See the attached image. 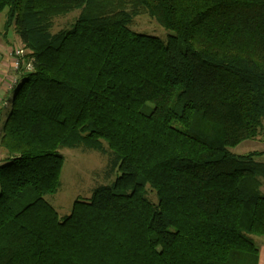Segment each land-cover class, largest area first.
Returning a JSON list of instances; mask_svg holds the SVG:
<instances>
[{"label":"trees","instance_id":"obj_1","mask_svg":"<svg viewBox=\"0 0 264 264\" xmlns=\"http://www.w3.org/2000/svg\"><path fill=\"white\" fill-rule=\"evenodd\" d=\"M4 11L24 55L0 136V264H261L264 152L233 150L264 141V0ZM143 15L167 40L130 28ZM63 149L119 174L60 219Z\"/></svg>","mask_w":264,"mask_h":264},{"label":"rangeland","instance_id":"obj_2","mask_svg":"<svg viewBox=\"0 0 264 264\" xmlns=\"http://www.w3.org/2000/svg\"><path fill=\"white\" fill-rule=\"evenodd\" d=\"M78 13L66 16V18H59L56 21L54 31L67 26L72 22ZM7 11L0 13V55L5 63L10 58V54L19 48H22V43L19 34L15 32V26L7 28ZM140 34H149L158 36L162 40H167L171 33L166 31L163 27L152 21L149 16L143 15L136 19L134 24L130 27ZM23 49V48H22ZM13 98L12 95L9 96ZM9 107V106H8ZM8 109V108H7ZM3 122L6 120L7 110L1 113ZM3 127H0V135ZM264 152V141L248 140L237 146L233 152L237 155H246L250 152ZM64 157V166L61 174V189L58 193L50 195L47 198L48 204L55 208L59 214L60 219L71 214L73 206L77 199L88 200L92 197L94 189L100 186H109L115 181L118 171H112L108 168V158L101 155L99 152L83 149H63L61 151ZM3 154V157H2ZM6 154L0 151V157L5 158ZM0 158V160L2 159ZM264 162V155L258 158ZM5 160L0 161V165L4 164ZM4 162V163H3ZM264 185V182H263ZM264 194V186L262 188Z\"/></svg>","mask_w":264,"mask_h":264},{"label":"crops","instance_id":"obj_3","mask_svg":"<svg viewBox=\"0 0 264 264\" xmlns=\"http://www.w3.org/2000/svg\"><path fill=\"white\" fill-rule=\"evenodd\" d=\"M15 78H16V72H14L13 69V59L11 57L10 58L8 57V60L5 63V60L4 59L2 60L0 55V115H2L1 113L3 111H6L8 106H10L9 96L12 95V92L14 90L13 88L15 86L14 84ZM257 243L260 248V261L261 264H264V239L262 238L258 239Z\"/></svg>","mask_w":264,"mask_h":264},{"label":"built area","instance_id":"obj_4","mask_svg":"<svg viewBox=\"0 0 264 264\" xmlns=\"http://www.w3.org/2000/svg\"><path fill=\"white\" fill-rule=\"evenodd\" d=\"M24 55V50L21 48H19L18 50L12 52L10 54V57L13 59V69L14 72H16L19 70L20 66H21V62H22V56ZM17 82V76L15 78L14 84L16 85ZM4 123H3V119L0 115V127H3ZM1 161V160H0Z\"/></svg>","mask_w":264,"mask_h":264}]
</instances>
